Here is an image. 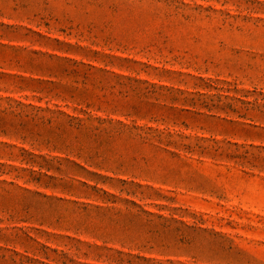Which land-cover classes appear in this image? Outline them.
<instances>
[{"label": "rangeland", "instance_id": "obj_1", "mask_svg": "<svg viewBox=\"0 0 264 264\" xmlns=\"http://www.w3.org/2000/svg\"><path fill=\"white\" fill-rule=\"evenodd\" d=\"M0 264H264V0H0Z\"/></svg>", "mask_w": 264, "mask_h": 264}]
</instances>
